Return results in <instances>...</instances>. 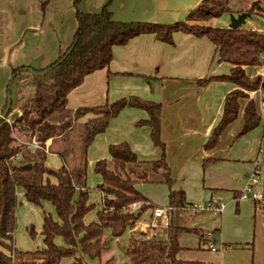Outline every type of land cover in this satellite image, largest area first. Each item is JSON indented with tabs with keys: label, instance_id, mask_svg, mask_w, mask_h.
<instances>
[{
	"label": "trees",
	"instance_id": "obj_1",
	"mask_svg": "<svg viewBox=\"0 0 264 264\" xmlns=\"http://www.w3.org/2000/svg\"><path fill=\"white\" fill-rule=\"evenodd\" d=\"M229 1L204 0L185 21L163 25L115 21L109 9L111 0L98 13H83L79 8L81 0H74L78 22L76 34L68 50L47 69L62 60L75 45L72 54L43 78L19 74L12 89L16 88L14 91L18 92L21 82L33 79L34 96L22 104L17 99L15 105L21 115L12 121L8 117L0 123V264H62L67 259H73V264H86L87 259L100 260L111 242L129 231L125 253L131 264H186L178 258L181 251L179 236L198 230L174 227L170 223L166 241L148 239L142 232L132 233L143 219L144 210L133 213L129 207L137 202H150L138 189L139 185H166L169 212L189 207L185 191L175 188L176 181L166 160V147L161 139L162 105L131 96L101 106L70 110L68 96L88 75L109 68L116 47L141 35H154L158 41L170 45L177 32L207 38L216 47L219 61L232 68L229 74L199 80L198 85L204 87L212 82H224L237 87L226 97L223 117L205 145L206 149L214 148L225 129L238 119L240 101L248 98L246 92L261 91L264 102V77L251 78L246 73L247 68L264 66V33L204 26L207 21L231 12ZM21 69H14L12 76ZM125 109L148 114L138 126L150 129L153 145L161 149L162 156L159 160L144 161L126 142L111 145L109 158L94 166L95 174L101 179L96 190L101 193L102 207L97 213V221L86 224V216L96 208L90 204L88 187L90 147L97 136L107 130L112 119ZM89 115L91 117L83 121ZM261 121L254 101L250 100L239 136L257 129ZM17 134L28 141L21 144L19 141L23 140ZM33 145L37 148L32 149ZM49 155L61 160L58 169L47 166ZM218 161L207 159L203 167ZM18 189L24 191L29 204L42 208L44 203H50L56 213L55 218L44 212L41 232L44 247L33 252H22L14 243ZM29 234L35 235L33 226ZM57 238L64 244L59 245Z\"/></svg>",
	"mask_w": 264,
	"mask_h": 264
},
{
	"label": "crops",
	"instance_id": "obj_2",
	"mask_svg": "<svg viewBox=\"0 0 264 264\" xmlns=\"http://www.w3.org/2000/svg\"><path fill=\"white\" fill-rule=\"evenodd\" d=\"M109 1L81 0L79 8L83 13H98ZM202 1L111 0L109 9L113 19L118 22L171 25L185 21L187 15ZM76 10L74 0H0V115L7 103L8 85L14 69L46 70L68 50L78 28ZM262 26L264 20L261 21ZM173 42L170 45L158 41L154 35H141L124 46L116 47L109 68L88 75L84 83L69 94L68 108L76 110L101 106L131 96L161 104V139L166 147V160L176 181V189L186 193L189 207L184 210L190 213L198 210L197 201L192 200L195 195L203 196L205 204L226 205L222 214L212 212L209 224L199 222L197 215L192 221L194 228L175 226V211L168 212L166 219L162 220L153 219L152 213L146 214L150 219L146 217L143 220H149L152 229L148 228L147 223H142L132 233L139 230L148 239L166 241L171 223L174 227L198 230L190 233L199 236V248L207 244L210 251L207 258L202 257L204 261H199L198 256L193 259L181 256L186 247L180 243L183 233L180 234L181 251L178 258L186 264H264V204L239 200L253 165L245 163L246 156L239 155L241 151L232 153L235 148L233 144L239 141L236 137L244 125V111L250 100L254 101L262 118L264 107L259 110L257 104L260 102L264 105L262 93L251 92L250 98L241 100L238 119L225 129L214 148L206 149L205 145L223 117L226 97L237 87L224 82H212L200 87L198 81L227 75L232 66L219 61L216 47L207 38L177 32ZM225 66L229 68L228 71L224 69ZM246 73L250 77H264V68H247ZM29 81L26 79L24 82H27V86L24 84L21 87H27L29 91L31 89L33 94L34 88L29 87ZM15 89L12 92L14 104L9 121L21 113L15 105ZM23 95L20 101L26 97L25 92ZM90 117L87 116L83 121ZM147 118L145 111H122L112 119L107 130L97 136L90 147L89 160L95 156H100L96 163L108 159L109 147L123 142L130 145L140 160H159L162 151L153 145L150 129L138 126L140 121ZM207 159L220 161L204 168L203 163ZM47 166L51 168L48 160ZM97 177L99 181L95 186L101 182L100 177ZM98 193L100 199L97 201L90 196V204L97 207V213L102 207V196ZM143 194L154 203L153 196ZM167 204L165 201L156 205L157 208L167 209ZM41 209L42 214H53L50 208ZM91 213L85 218L86 224L97 221V217L92 221L97 213L90 216ZM89 216L90 220L87 219ZM206 225L211 227L207 231L202 229ZM206 233H212L213 242L227 248L211 251L209 241L203 239ZM130 234L129 231L123 236L127 237L126 240L123 237L114 239L100 260L87 259L86 264H131L125 253ZM62 264H73V259L63 260Z\"/></svg>",
	"mask_w": 264,
	"mask_h": 264
},
{
	"label": "rangeland",
	"instance_id": "obj_3",
	"mask_svg": "<svg viewBox=\"0 0 264 264\" xmlns=\"http://www.w3.org/2000/svg\"><path fill=\"white\" fill-rule=\"evenodd\" d=\"M229 7H230L231 12L226 13L218 18H214V19H211L210 21H207V23H204V26L210 25L214 28H229L231 24V18L238 17L240 15L239 13L241 11H244V12H249L250 17L247 18L246 23L242 26V28L246 30L260 29L261 31L264 32V26L261 27V21L264 18V0H230ZM222 63H225V62H222ZM262 67L264 68V66ZM224 69L226 71L229 70L227 66H225ZM251 78H254V77H251ZM25 83L27 84V82H21L20 84L24 85ZM26 84L25 86H27ZM28 84H30V86L28 85L29 87L35 89V85H34L35 81L33 79H30ZM21 85L18 87V89L20 90L16 92V95H18V97H16V100L24 96L23 95L24 92L26 94V97H23L24 100L21 101L20 104L26 102V100L28 99L31 100V97L34 96V94H31V89L29 91L27 90V87L22 88ZM34 89L32 90V92L34 91ZM246 94L248 95V98H250L251 92H246ZM257 104H258L259 110H263V105H261L260 102H257ZM263 135H264V114L262 113V121H261L260 126L246 135L239 136L238 134L236 139L237 140L239 139V141L235 142L232 146L233 148L235 147L232 150V153H235V152L237 153V151H241L239 155L246 156V158H244L246 160L245 163L246 164L249 163L253 165V170L247 176L246 181L248 180L250 175H252L255 172L256 169L259 170L260 177L264 178V150L260 151V145H261ZM17 136L21 140H23V141H19L21 144H24V142L28 141V139L26 140L20 134H17ZM99 158L100 156H95L89 160L90 172L88 176V187L90 189V196L94 201H97L100 199V195L98 193L99 191L96 190L97 186H95L96 182L99 181V178L95 174L94 168H93L96 163L95 162L96 159H99ZM144 161H147V160H144ZM48 165L52 169L56 170L60 167L61 160L55 155H50L48 156ZM175 188H176V185H175ZM138 189L141 192L145 194H150L151 196L154 197V200H153L155 203V204L153 203L154 206H157L156 204L161 205V203H164L165 201L168 202L167 195H168L169 190H168V187L164 184H142L138 186ZM256 191L264 194V179L261 181V184L256 188ZM24 199L25 197L23 196V190L18 189L19 205H18L17 212H16L17 226H16V231L14 233V243H15V247L22 252H33V251H36L44 247L43 237L41 235V231L43 227L42 226L43 225V216H42L43 214H42L41 207H37L32 204L29 205L27 201L24 202ZM192 200L197 201L195 203L197 204L196 207L197 208L200 207L201 209L195 210L196 212H191V213L190 211L186 212V210L175 211V214H174V225L175 226L182 225V226L194 228L192 221H194L197 215H198V218L200 219L199 222L202 221L204 223L206 222L209 224L212 221V215H213L212 212L202 209L205 205H207L205 204V201H203L204 200L203 196L195 195L193 196ZM30 208L34 211H30L31 210ZM42 208L43 209L50 208L51 209L50 211L53 212V215L56 218L55 210L50 203H45V205H43ZM154 208H157V207H154ZM96 213H97V207L92 211L90 216L92 215L95 216ZM145 215L146 214L143 215V219L147 217ZM90 216L87 218L88 220H90ZM96 217L97 216H95L92 221H95ZM143 219L139 223H137V225L140 226L142 223H147L148 228L152 229L151 225L149 224L150 221L149 220L144 221ZM148 219H150V217ZM32 226L34 227V231H35V235L33 237H31V235L29 234V229ZM208 228H211V227L207 225L202 227V229H205V231H207ZM138 233H139V230L135 234H138ZM123 239L126 240L127 237L125 236L123 237ZM203 239L206 240L205 238ZM56 242L59 245L64 244L61 238H57ZM180 243L182 246L186 247V250L182 251L181 256L183 255L184 257H190V259H193V257L198 256V259H200L199 261H204V260H201L202 257L203 259H205L209 256L208 254L210 253V251L206 247L207 244H204V245L202 244V248H199V236L195 233H183L180 236ZM114 252L118 253L115 250Z\"/></svg>",
	"mask_w": 264,
	"mask_h": 264
},
{
	"label": "built area",
	"instance_id": "obj_4",
	"mask_svg": "<svg viewBox=\"0 0 264 264\" xmlns=\"http://www.w3.org/2000/svg\"><path fill=\"white\" fill-rule=\"evenodd\" d=\"M263 107H264V105H263ZM36 148H37L36 145L32 146V149H36ZM263 150H264V135H263L261 145H260V151H263ZM263 179L264 178L260 177L259 170L256 169L255 172L252 175H250V177L248 178L247 185H246L245 189L241 192V194L239 196V200L240 201L250 200V201L258 202L260 204H264V194L256 191V188L261 184V181ZM197 209H201V208L198 207ZM202 209H204L206 211H211V212L222 214L224 212V209H225V204H223V203H220L219 205L207 204ZM129 210L133 213H138L141 210H144V214L152 213V216L155 220L166 219L168 212H169L167 209L154 208V206L151 202L134 203L129 207ZM203 238H205L207 241H209V248L213 252H216L218 250L223 251V250H225V248H227L223 244H217V243L213 242L214 235L212 233L204 234Z\"/></svg>",
	"mask_w": 264,
	"mask_h": 264
},
{
	"label": "water",
	"instance_id": "obj_5",
	"mask_svg": "<svg viewBox=\"0 0 264 264\" xmlns=\"http://www.w3.org/2000/svg\"><path fill=\"white\" fill-rule=\"evenodd\" d=\"M249 17H250L249 12H244V13L240 14L238 17H232L231 18V24H230L229 28L233 29V30H238V29L242 28V26L246 23L247 18H249ZM74 47H75V45L69 49V51L65 54V56L62 60H60L56 65H54L50 69L36 71L33 68H22L21 70H19L16 74H14L11 77L9 85H8L7 104H6V108L4 109L2 114L0 115V123H2L4 120H6L12 112V109H13V96H12L13 89H12V87H13V84L15 82V78L21 73H28L35 78L45 77L46 75H48L49 73L54 71L56 68H58L61 64H63V62L72 54Z\"/></svg>",
	"mask_w": 264,
	"mask_h": 264
},
{
	"label": "flooded vegetation",
	"instance_id": "obj_6",
	"mask_svg": "<svg viewBox=\"0 0 264 264\" xmlns=\"http://www.w3.org/2000/svg\"><path fill=\"white\" fill-rule=\"evenodd\" d=\"M28 74V73H27ZM50 74V73H49ZM30 75V74H29ZM47 76V75H46ZM33 77V76H32ZM7 104V103H6ZM13 104H14V102H13ZM6 107V106H5ZM4 111V110H3ZM12 112H13V109H12ZM12 115V113L10 114V116ZM10 116H9V118H10ZM7 120V119H6Z\"/></svg>",
	"mask_w": 264,
	"mask_h": 264
}]
</instances>
